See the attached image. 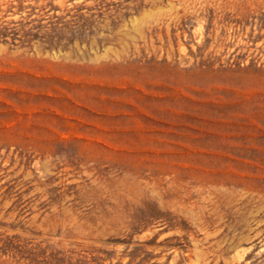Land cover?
Segmentation results:
<instances>
[{
  "label": "rangeland",
  "instance_id": "1",
  "mask_svg": "<svg viewBox=\"0 0 264 264\" xmlns=\"http://www.w3.org/2000/svg\"><path fill=\"white\" fill-rule=\"evenodd\" d=\"M0 264H264V0H0Z\"/></svg>",
  "mask_w": 264,
  "mask_h": 264
}]
</instances>
